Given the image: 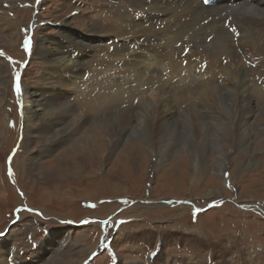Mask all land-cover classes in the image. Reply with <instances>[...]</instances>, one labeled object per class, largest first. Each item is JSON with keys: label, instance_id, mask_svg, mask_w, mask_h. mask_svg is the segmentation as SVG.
<instances>
[{"label": "rangeland", "instance_id": "rangeland-1", "mask_svg": "<svg viewBox=\"0 0 264 264\" xmlns=\"http://www.w3.org/2000/svg\"><path fill=\"white\" fill-rule=\"evenodd\" d=\"M91 1L95 0H0V38L7 36L9 41L0 43V68H8L0 76V112H4L0 114V264H264V109L252 121L258 131L253 133L251 149L237 152V148L224 146L222 161L216 160L212 166L207 162L209 168L201 162L198 175L193 160L185 158L190 170L185 169L182 157L186 152L191 156L186 142L163 161L158 158L163 149L158 155L148 154L152 149L148 143L141 145L142 157L130 164L120 161L118 155L124 143L104 148L100 162L83 159L94 145L96 132L90 126L96 119L122 106L133 107L146 93L125 85L119 98H106L117 88L115 81L122 82L118 74L111 75L113 69L103 58L114 50L106 45L116 41L113 34L123 36L119 32L122 16L138 10L134 0H96L97 5L106 4L102 20L98 7L85 5ZM116 5L118 19L113 10ZM86 25L91 32L95 27L103 30L90 36L106 33L113 39L96 43L98 47L92 49L71 47L73 53L81 50L74 60L81 63L79 67L83 65L73 80L55 63H48L45 52L57 49L66 57L71 49L62 45H74ZM26 40L30 42L27 46ZM215 49L212 45L204 54L213 70ZM251 49L258 56L243 55L237 66L247 63L242 71L250 74L254 105L263 106L264 55L255 45ZM196 50L200 52L201 47ZM230 58L226 69L236 73L238 68L231 65ZM56 79L63 80V88H56ZM70 82L72 88H67ZM178 85L169 81L166 89L181 97L176 99L175 114L181 123L188 104L196 105L198 100L190 93V83L183 86L190 87L184 92L178 91ZM21 88L34 96L36 92L50 99L57 95L54 101L74 106L90 118L65 132L58 123L47 128L38 125L43 121L24 123ZM87 94L94 100L83 107L80 103ZM187 100L190 103L185 104ZM199 112L208 121L207 113ZM77 115L68 114L66 121L73 122ZM238 154L244 159L235 161ZM208 156L212 160L213 155ZM76 157L85 160L78 171L71 163ZM58 160L68 166L64 176L53 170ZM166 199L184 202H159ZM13 218L16 222L6 230ZM81 220L88 221L74 224Z\"/></svg>", "mask_w": 264, "mask_h": 264}, {"label": "bare ground", "instance_id": "bare-ground-1", "mask_svg": "<svg viewBox=\"0 0 264 264\" xmlns=\"http://www.w3.org/2000/svg\"><path fill=\"white\" fill-rule=\"evenodd\" d=\"M118 2L119 0H116L114 3ZM132 3L138 10L122 16V26L119 32H122L123 36L113 34L116 41L112 35H105L106 33H96L90 36L95 31L103 32V30L95 27L94 32H91L92 28L86 25L81 29L84 33L80 31L81 34H78L79 32L75 31L80 38L74 45H62L71 49L66 57L62 51L57 49L44 51L48 63H55L54 66L59 68L62 74L72 76L75 80L83 65L79 67L81 63L74 60L81 54V50L73 53L71 47L92 49V47H98L96 43L109 42L108 40L112 38L111 44H107L106 47H114V50L103 58L113 69L111 75L117 76L118 74L117 77L122 82L115 81L117 88L114 87L115 90L107 94L106 98L110 96L115 99L119 98L126 90L125 85L135 90L141 88L146 91L144 95L137 98L133 107L122 106L119 108L123 109L96 119L95 123L90 126L96 132L94 143H92L94 145L88 155H82L83 159L87 158L86 161L92 163L100 162L104 148L109 145L116 147L124 143L118 155L121 156L120 161L130 164L142 157L143 153L140 149L148 143V147L152 146V149L147 147L148 154L158 155L160 149H163L158 157L163 161L167 156L176 152L177 146L186 142V151L189 150L191 156L187 152L183 154L184 156H179H183L185 161V158L195 161L196 168L201 162L204 163L205 168H209L206 166L207 162H211L212 166L215 165L216 160L222 161L221 158L226 156L224 146H229L231 149L237 148V152L239 149L249 151L254 139L253 133L258 131L252 121L255 114L264 109V105H254L256 99L251 90V78L248 80L250 74L242 71L247 63L242 67L237 66V60L248 54L253 57L258 56L251 49L254 45L264 55V0H223V3L212 6H203L198 0H134ZM97 4L95 0L85 5L98 7L102 20V13L106 12V4ZM113 10L116 13V19L120 18L117 5L113 7ZM110 16L111 13L105 17ZM11 23L15 24L16 20L13 19ZM2 37L7 41H4ZM6 42H9L7 36L1 35L0 43L5 44ZM210 43L216 47L214 56L217 64L211 62L216 66L215 70L210 69L204 55L209 53L212 47ZM193 46L195 48H192ZM199 47H201L200 52L196 50ZM231 56L235 58H230ZM229 58L231 65L238 68L236 73L226 69ZM220 59L225 61L220 62ZM249 64L254 65L255 63L248 62ZM2 66L3 63H0V67ZM2 70L5 69L0 68V76L4 74ZM7 70L6 67L5 72ZM215 79L220 81L217 82ZM169 81L170 84L174 82L180 84L177 86L180 92L189 89L190 87L183 88V86L190 83L192 87L190 93L194 92V98L198 100L196 105L188 104L190 103L188 100L185 102L189 106L183 111L181 123H178L175 118L178 112L176 99L181 97L168 92L166 85ZM43 83L46 84V82ZM54 84L57 85L56 88H63L65 85L61 79H56ZM72 85L73 83L70 82L66 84V87L72 88ZM36 93L34 96L33 93L29 94L25 88H21L19 98H21L24 123L33 125L34 122L43 121L38 125H44L46 128L52 123H58L62 132H65L75 124L90 118V115L78 113L74 106L60 105L54 101L57 95H53L54 98L50 99L45 98L43 92ZM93 98L87 94L85 102L80 104L86 107ZM92 108L96 109L95 106ZM201 110L209 116L208 121L202 118L199 112ZM1 113L4 114V112ZM70 113L78 114L73 122L66 121V116ZM2 121L5 124V121ZM153 145L156 146L157 151ZM209 153H217V155ZM208 155H213L212 160ZM83 159L76 157L71 160L76 171L81 169L80 164L85 161ZM239 159L244 158L238 154L235 161ZM57 163L58 166H55L53 170H56L59 176H64L68 166L63 167L62 160H58ZM184 163L185 169L190 170L187 161ZM199 168L197 175L200 172Z\"/></svg>", "mask_w": 264, "mask_h": 264}, {"label": "water", "instance_id": "water-1", "mask_svg": "<svg viewBox=\"0 0 264 264\" xmlns=\"http://www.w3.org/2000/svg\"><path fill=\"white\" fill-rule=\"evenodd\" d=\"M135 201H137V200H134L133 202H135ZM140 201V200H139ZM173 201H176L177 203H181L182 201H184V200H181V199H179V200H174V199H166V200H161V201H159L160 203H167V204H170L171 202H173ZM133 202H130L129 204H133ZM145 202V201H144ZM89 220V219H88ZM14 222H16V218H13L10 222H9V226L7 227V229L6 230H9V228H10V226L14 223ZM87 222V220H81V221H79V222H74V224L75 225H80V224H83V223H86ZM6 231H4V232H1L2 234H4Z\"/></svg>", "mask_w": 264, "mask_h": 264}, {"label": "snow or ice", "instance_id": "snow-or-ice-1", "mask_svg": "<svg viewBox=\"0 0 264 264\" xmlns=\"http://www.w3.org/2000/svg\"><path fill=\"white\" fill-rule=\"evenodd\" d=\"M205 2L207 3L208 0H205ZM29 43H30L29 41H27V40L25 41V45H26V46H27ZM19 90H20V89H19V85H17V86H16V91L19 92Z\"/></svg>", "mask_w": 264, "mask_h": 264}, {"label": "flooded vegetation", "instance_id": "flooded-vegetation-1", "mask_svg": "<svg viewBox=\"0 0 264 264\" xmlns=\"http://www.w3.org/2000/svg\"><path fill=\"white\" fill-rule=\"evenodd\" d=\"M99 221H103V220H99Z\"/></svg>", "mask_w": 264, "mask_h": 264}]
</instances>
